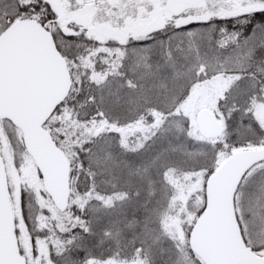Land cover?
Returning a JSON list of instances; mask_svg holds the SVG:
<instances>
[{
    "label": "snow or ice",
    "instance_id": "1",
    "mask_svg": "<svg viewBox=\"0 0 264 264\" xmlns=\"http://www.w3.org/2000/svg\"><path fill=\"white\" fill-rule=\"evenodd\" d=\"M0 264H264V0H0Z\"/></svg>",
    "mask_w": 264,
    "mask_h": 264
}]
</instances>
